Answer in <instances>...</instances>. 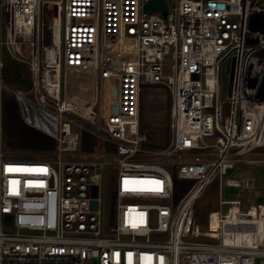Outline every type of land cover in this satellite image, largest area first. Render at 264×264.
<instances>
[{"label": "built area", "instance_id": "1", "mask_svg": "<svg viewBox=\"0 0 264 264\" xmlns=\"http://www.w3.org/2000/svg\"><path fill=\"white\" fill-rule=\"evenodd\" d=\"M146 1L0 0V44L31 71L29 90H12L23 121L54 140L51 156L19 158L0 139V264H264V203L219 198L214 230L197 227L195 208L239 156L264 147V4L165 0L163 12L144 10ZM144 84L170 93L161 148L139 133ZM81 130L96 135L93 150L80 149ZM175 178L191 180L177 199Z\"/></svg>", "mask_w": 264, "mask_h": 264}, {"label": "rangeland", "instance_id": "2", "mask_svg": "<svg viewBox=\"0 0 264 264\" xmlns=\"http://www.w3.org/2000/svg\"><path fill=\"white\" fill-rule=\"evenodd\" d=\"M171 4L174 0H167ZM45 9L42 8L40 20L42 23H47L45 17ZM6 26V9L5 6H0V39H4V30ZM42 27V45H49L51 43L52 31L44 26ZM22 53L29 56V46L27 43L22 46ZM0 59L2 66L0 68L1 81L4 87L0 89L1 92L13 93L12 90L27 92L31 87V71L26 60L16 59L5 48L3 43L0 44ZM228 84V75L224 71L222 77L223 91ZM32 97L30 92L27 93ZM170 105V93L166 86L161 84H144L140 92L139 104V133L144 134L146 140L143 144L151 148H161L166 145L170 139L168 113ZM74 117L73 114H70ZM85 127L92 125L81 120ZM0 139H1V114H0ZM208 142L213 140L209 137H204ZM2 142V140H1ZM2 149L8 155H34L46 154L43 152H29L18 151L6 147L2 142ZM53 153V150L51 154ZM41 154V155H42ZM245 161L237 162L233 167L228 168L226 173L222 176V182L218 192V180L216 179L210 184L204 192L199 196L195 203L197 211V224L199 228H207V214L210 210H218V199H239L246 205L250 203L262 202L264 203V147H257L250 153L241 155ZM115 168L104 171L102 196L104 197V205L109 210L113 207L112 188L115 187ZM251 179V187L245 186L241 178ZM226 178L240 181L239 186H229L224 184ZM248 184V183H247ZM227 204L223 205L225 210Z\"/></svg>", "mask_w": 264, "mask_h": 264}, {"label": "trees", "instance_id": "3", "mask_svg": "<svg viewBox=\"0 0 264 264\" xmlns=\"http://www.w3.org/2000/svg\"><path fill=\"white\" fill-rule=\"evenodd\" d=\"M1 114V140L6 147L14 150L29 151V152H43L46 154H39L40 156L20 155L15 156L19 158H46L51 156L54 148V140L45 133L38 131L27 125L22 118L19 102L13 93L1 92L0 101ZM98 143L96 135L87 130L80 132V149L83 151H90L95 148ZM105 149H109L108 144L101 143ZM191 180L174 179V196L177 199L190 186Z\"/></svg>", "mask_w": 264, "mask_h": 264}, {"label": "bare ground", "instance_id": "4", "mask_svg": "<svg viewBox=\"0 0 264 264\" xmlns=\"http://www.w3.org/2000/svg\"><path fill=\"white\" fill-rule=\"evenodd\" d=\"M54 4L58 5V1H55ZM57 10L58 9H56V12H55V19H56L55 23L56 24L58 23ZM54 52H55L54 48H51V47L47 48V55H48L49 59H54ZM106 96L108 98L111 97L110 90L106 91ZM73 97L79 98V94L74 92ZM217 215H218V210H210V211H208V214H207V228H209L211 230H214L217 227V217H218ZM197 227H198V224H197Z\"/></svg>", "mask_w": 264, "mask_h": 264}, {"label": "water", "instance_id": "5", "mask_svg": "<svg viewBox=\"0 0 264 264\" xmlns=\"http://www.w3.org/2000/svg\"><path fill=\"white\" fill-rule=\"evenodd\" d=\"M251 1H256V2H258L260 4H264V0H251ZM218 6L222 7L223 4H218ZM157 8H159L163 12H165V10H166V2H165V0H147L145 2L144 10H146V11L155 10ZM56 9H57V5L54 4L53 5L54 14L56 12ZM21 110L24 111L22 104H21ZM93 194L94 195L96 194V186L95 185L93 186ZM91 204H92L93 207L96 206V202L95 201H93Z\"/></svg>", "mask_w": 264, "mask_h": 264}]
</instances>
